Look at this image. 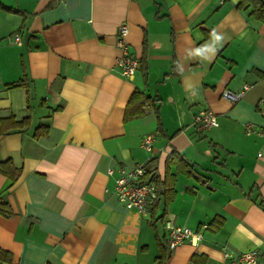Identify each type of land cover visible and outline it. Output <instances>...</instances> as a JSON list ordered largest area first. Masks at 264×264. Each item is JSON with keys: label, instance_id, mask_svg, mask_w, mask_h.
I'll return each mask as SVG.
<instances>
[{"label": "crops", "instance_id": "1", "mask_svg": "<svg viewBox=\"0 0 264 264\" xmlns=\"http://www.w3.org/2000/svg\"><path fill=\"white\" fill-rule=\"evenodd\" d=\"M239 1L0 0V163L19 171H0L1 264H230L248 250L264 264V135L244 127L264 126V21ZM122 23L131 78L115 66ZM135 90L142 113L125 119ZM202 109L217 127L194 124ZM138 164L161 192L147 215L114 194L116 169ZM167 219L202 239L169 250Z\"/></svg>", "mask_w": 264, "mask_h": 264}, {"label": "built area", "instance_id": "2", "mask_svg": "<svg viewBox=\"0 0 264 264\" xmlns=\"http://www.w3.org/2000/svg\"><path fill=\"white\" fill-rule=\"evenodd\" d=\"M129 29L126 23H122L118 29V39L116 47L121 50V55L116 59L115 66L118 72L125 78H131L139 67V59L131 55L128 51V46L124 40ZM20 36L16 34L15 41L19 42ZM249 89V85L245 84L241 86L238 91L224 90L221 96L224 99L234 103L239 99H242L246 90ZM258 105H261L260 112L264 115V99H259ZM194 116V124L198 128L203 129L207 127H217L219 125L217 117L214 112L208 109H202L198 111ZM245 132L247 134L251 132H258L264 135V126L259 130H256L253 124H245ZM153 135L147 134L142 136L140 140V146L146 152L151 154L153 150ZM113 169L108 170V174L113 173ZM117 176L114 184V194L116 199L127 208H134L140 214L147 215L149 210L155 204L158 192L154 174L149 171L144 164L135 165L132 168H124L119 166L116 169ZM163 227L166 233V244L169 250L184 244L191 243L196 244L202 239V233L199 230H193L186 226L176 225L172 220L167 219L163 222ZM202 228H207V225H203ZM225 258L230 261V264H260L259 253L257 250H248L234 254L232 252H225Z\"/></svg>", "mask_w": 264, "mask_h": 264}, {"label": "trees", "instance_id": "3", "mask_svg": "<svg viewBox=\"0 0 264 264\" xmlns=\"http://www.w3.org/2000/svg\"><path fill=\"white\" fill-rule=\"evenodd\" d=\"M247 6L252 7L251 12H250L251 16H253L257 20L264 21V0H240L239 1L238 7H247ZM23 85H24V82L20 80L18 82H15L14 84H11L10 86L12 87V86H23ZM145 100L146 98L140 92L135 90V92L131 94L130 99L126 105L125 119H128L133 116L136 117V115L141 114L142 107L144 105ZM11 122H12V129H19V128L24 127L27 124L28 119H24L22 121L11 120ZM11 165L12 164L10 161L0 163V171L10 175L11 178L15 180L18 176L19 171L13 169L14 171H12V173H8L7 168L10 167ZM154 181H155L154 184H156L157 192H158V197L154 204L156 205L161 192L159 189L158 180L155 179ZM0 203L5 205L4 202H0ZM0 212L6 216L10 213L5 209H1V207H0ZM9 258H10V255L7 252L0 250V264L2 262L8 261Z\"/></svg>", "mask_w": 264, "mask_h": 264}]
</instances>
